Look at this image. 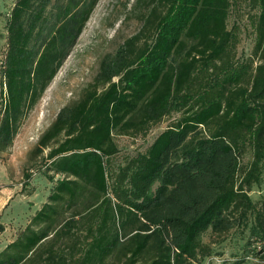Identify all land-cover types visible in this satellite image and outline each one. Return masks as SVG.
Instances as JSON below:
<instances>
[{"label": "trees", "instance_id": "16d2710c", "mask_svg": "<svg viewBox=\"0 0 264 264\" xmlns=\"http://www.w3.org/2000/svg\"><path fill=\"white\" fill-rule=\"evenodd\" d=\"M95 1L13 0L0 70V151ZM247 1L257 7L253 54L237 60L228 0H143L139 29L38 136L36 152L62 134L45 153L51 185L0 248V264H70L63 246L38 245L72 233L78 217L84 232L74 264H105L111 256L122 257L120 264H192L209 253L204 231L219 240L232 227L246 234L231 264L250 254L264 262V196L249 194L264 170V0ZM170 111L178 115L109 180L112 132L145 133Z\"/></svg>", "mask_w": 264, "mask_h": 264}, {"label": "rangeland", "instance_id": "374dc122", "mask_svg": "<svg viewBox=\"0 0 264 264\" xmlns=\"http://www.w3.org/2000/svg\"><path fill=\"white\" fill-rule=\"evenodd\" d=\"M228 1L225 22L227 28L233 31L234 56L237 60L249 58L253 54L257 7L247 0ZM12 3L13 0H0V70L6 48L5 18ZM146 10L143 0H96L71 49L38 99L22 116L11 144L0 151V248L7 235L1 232L3 226L11 227L14 224L12 217L16 203L13 201L18 200L23 206L25 202L40 203L45 199L51 185L43 175L51 174L45 153L51 144H55V140L62 137V134L59 133L54 140L50 139L48 145L42 146L40 151L36 152L38 136L53 120L61 106L71 105L79 98L84 88L93 80L100 61L112 55L126 37L139 29L142 15ZM2 81L3 76L0 72V105L4 97ZM177 115V111H170L158 122L147 127L145 133L112 132L111 137L117 149L106 158L109 180H113L114 172L129 156L143 150L151 138ZM246 157L247 152L242 160H246ZM27 172L31 175L26 179L24 173ZM249 194L253 200L264 196V170L261 181L251 186ZM77 220L72 233L59 235L39 246H48L50 241V246H63L65 252L71 255L68 256L70 264H74L79 251L74 246H80L78 241L84 232V222L80 217ZM245 234L246 228L232 227L218 240V236L209 229L204 231L201 239L208 243L209 253L192 264H231L242 250ZM120 260L116 256H111L105 264H120ZM238 264L264 262L250 254Z\"/></svg>", "mask_w": 264, "mask_h": 264}, {"label": "crops", "instance_id": "0c3cea01", "mask_svg": "<svg viewBox=\"0 0 264 264\" xmlns=\"http://www.w3.org/2000/svg\"><path fill=\"white\" fill-rule=\"evenodd\" d=\"M44 200H41L40 203L35 202L34 204H29V202H25V205H24L25 207L23 206V204L21 202L19 203L18 200L13 201L14 203H16V210L13 211L14 216L12 217V219L14 220L13 221L14 224L11 227L9 225L3 226V230L1 232H3L4 234L6 233L7 235L5 234L6 236L2 242V246H4L8 241H10L11 239H13L15 237L17 230L21 229L28 222V220H29L30 216L33 214L34 210L37 209ZM17 207H19V208H17ZM48 240L45 239L43 242H46ZM41 244H39V245H41ZM49 244H50V242H49Z\"/></svg>", "mask_w": 264, "mask_h": 264}]
</instances>
